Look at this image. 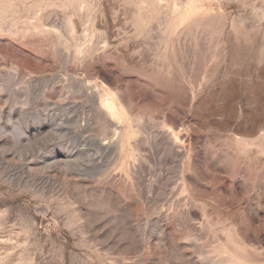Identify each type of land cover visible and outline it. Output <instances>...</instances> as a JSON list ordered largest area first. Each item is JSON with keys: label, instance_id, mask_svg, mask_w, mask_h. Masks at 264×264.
I'll use <instances>...</instances> for the list:
<instances>
[{"label": "rangeland", "instance_id": "obj_1", "mask_svg": "<svg viewBox=\"0 0 264 264\" xmlns=\"http://www.w3.org/2000/svg\"><path fill=\"white\" fill-rule=\"evenodd\" d=\"M0 264H264V0H0Z\"/></svg>", "mask_w": 264, "mask_h": 264}]
</instances>
